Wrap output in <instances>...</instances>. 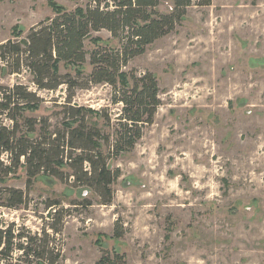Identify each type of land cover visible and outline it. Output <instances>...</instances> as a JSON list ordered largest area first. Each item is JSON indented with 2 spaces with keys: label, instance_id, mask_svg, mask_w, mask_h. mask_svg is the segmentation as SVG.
<instances>
[{
  "label": "rangeland",
  "instance_id": "374dc122",
  "mask_svg": "<svg viewBox=\"0 0 264 264\" xmlns=\"http://www.w3.org/2000/svg\"><path fill=\"white\" fill-rule=\"evenodd\" d=\"M87 1L0 0V43L22 38L61 8L80 11ZM99 45L119 42L106 29L93 31L85 39L87 62L60 61L57 68L90 73V53ZM130 71L155 75L161 104L135 146L108 159L121 172L112 203L73 186L72 177L40 174L29 187L24 166L5 176L10 159L3 154L0 187L22 189L28 204L1 207L0 217L16 232L42 233L50 222L46 201L61 200L63 228L51 239L61 252L56 264H94L103 250L124 254L128 264H264V0L189 8L174 31L130 61L121 83L131 85ZM18 83L36 90L27 70L0 73V85ZM38 94L44 101L26 107L24 116L47 118L51 130L62 127L66 86ZM113 96L111 85L96 84L77 89L71 104L85 106L88 121L108 133L113 127L102 110L116 121L123 107ZM2 124L11 121L0 112ZM86 199L93 204H81ZM117 221L122 237L114 236ZM19 255L7 262L28 264ZM40 262L33 264H47Z\"/></svg>",
  "mask_w": 264,
  "mask_h": 264
},
{
  "label": "trees",
  "instance_id": "16d2710c",
  "mask_svg": "<svg viewBox=\"0 0 264 264\" xmlns=\"http://www.w3.org/2000/svg\"><path fill=\"white\" fill-rule=\"evenodd\" d=\"M212 0H88L80 11L59 9L31 26L22 38L0 43V73L32 75L36 90L18 83L0 85V112L11 125L0 126V157L8 154L5 176L24 166L30 187L40 174L61 181L73 178L72 185L92 188L102 204H111L113 185L120 177L119 169H112L108 159L132 149L143 135V129L154 121L161 104L158 80L152 72H128L131 85L122 82V75L130 61L144 53L149 45L171 33L183 21L193 6H208ZM108 30L118 40L119 47L99 45L90 53V73L61 72L57 63L87 62L85 39L93 32ZM125 82V81H123ZM96 84H109L114 88L113 103H121L122 110L116 121L108 109L102 116L113 132L102 130L88 121L85 106L71 104L76 90ZM66 86V102L62 127L51 130L47 118L24 116L28 106L38 105L44 99L38 91H55ZM115 122V123H114ZM106 147V152L103 150ZM4 161H0V166ZM68 168L70 171H64ZM0 208L27 206L28 196L22 190L0 187ZM73 204H79L75 202ZM85 206L92 201H83ZM51 209L49 221L42 233L15 230L16 224H7L0 217L1 264H10L17 251L22 258L56 264L61 252L52 244V233H60L64 224L62 211L66 210L59 199L46 201ZM123 225L117 221L114 236L122 237ZM94 264H128L120 252L103 250Z\"/></svg>",
  "mask_w": 264,
  "mask_h": 264
}]
</instances>
